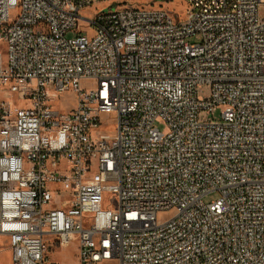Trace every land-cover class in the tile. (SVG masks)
Returning <instances> with one entry per match:
<instances>
[{"label": "built area", "instance_id": "built-area-1", "mask_svg": "<svg viewBox=\"0 0 264 264\" xmlns=\"http://www.w3.org/2000/svg\"><path fill=\"white\" fill-rule=\"evenodd\" d=\"M106 1L0 0L10 264H264V0Z\"/></svg>", "mask_w": 264, "mask_h": 264}, {"label": "rangeland", "instance_id": "rangeland-1", "mask_svg": "<svg viewBox=\"0 0 264 264\" xmlns=\"http://www.w3.org/2000/svg\"><path fill=\"white\" fill-rule=\"evenodd\" d=\"M144 7V8H158L159 6L162 8H166L169 10H175L177 12L184 13L187 9V3L186 0H109L106 2H96L92 5V7L84 11L85 13H92L95 14L99 10H112L114 8L119 7ZM259 16L261 18H264V5H261L259 7ZM70 37V34L67 35ZM200 41L199 36H193L187 39V42L189 43H197ZM5 54L4 46L2 42L0 41V64L3 62V55ZM82 87L89 88L91 86L88 82H81ZM5 90L0 91V100H5ZM198 97L202 99H208L210 96V88L206 84H202L198 88ZM8 101L16 102L17 98L15 96H11ZM53 107L57 109H68L72 105V97H69L67 95L59 97L57 101H55L53 104ZM220 111L221 109L218 108L214 112L207 114L204 112L199 113V120L202 122H219L220 120ZM156 128H158L160 131H165L166 128L164 124L157 120L154 124ZM105 131L109 132L111 131L110 127H107ZM112 197L111 194H105L106 199H110ZM216 198L215 193L208 194L206 197L203 198L204 202H209L210 200ZM7 251H9V243L8 240L0 236V264H9V255L7 254ZM46 259L53 264H75L77 262V243L75 240L71 241V243L67 247H60L56 246L53 248V250L48 252V249L46 250Z\"/></svg>", "mask_w": 264, "mask_h": 264}, {"label": "crops", "instance_id": "crops-1", "mask_svg": "<svg viewBox=\"0 0 264 264\" xmlns=\"http://www.w3.org/2000/svg\"><path fill=\"white\" fill-rule=\"evenodd\" d=\"M73 104H74V102H73V98H72V105L70 106V107H72L73 106ZM7 254L9 255L8 257V259H9V264H10V258H11V252H10V249H9V251H7Z\"/></svg>", "mask_w": 264, "mask_h": 264}]
</instances>
